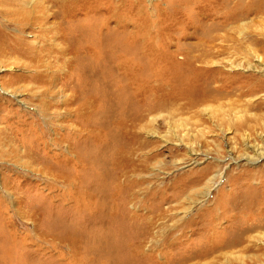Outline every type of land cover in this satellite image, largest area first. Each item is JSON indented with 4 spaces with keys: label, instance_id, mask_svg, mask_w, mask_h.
Instances as JSON below:
<instances>
[{
    "label": "rangeland",
    "instance_id": "rangeland-1",
    "mask_svg": "<svg viewBox=\"0 0 264 264\" xmlns=\"http://www.w3.org/2000/svg\"><path fill=\"white\" fill-rule=\"evenodd\" d=\"M61 1L52 9L66 10L64 20L48 23L72 37L62 44L69 64L51 53L56 72L36 83L29 59L0 56V264H264V155L254 153L264 149V118L220 122L208 104H162L190 89L179 65L162 89L164 71L187 61L185 44L248 0ZM258 20L263 13L236 24L262 30ZM37 30L7 29L35 47ZM231 75L230 87L256 90L242 99L263 102L240 108L264 114V75Z\"/></svg>",
    "mask_w": 264,
    "mask_h": 264
},
{
    "label": "bare ground",
    "instance_id": "bare-ground-1",
    "mask_svg": "<svg viewBox=\"0 0 264 264\" xmlns=\"http://www.w3.org/2000/svg\"><path fill=\"white\" fill-rule=\"evenodd\" d=\"M47 1L48 3L50 2V4L45 5L38 10L34 9L35 7H28L27 0H0V14L4 20L0 21V56L9 55L13 57L14 62L17 61V55H21L29 59V62H26L28 66L25 68L31 72V78L35 80L36 83L45 82L42 80V76H44L43 74L48 75V73H50L49 75H52L56 72V69L52 67L49 62L45 63V57L54 53L57 56V60L62 59L63 64H69L70 61H67V59L64 60L63 58H65V54H69L72 50L71 46H62V44L65 43L66 38H72L64 33L62 27L63 25L61 26L59 24L60 27L58 26V30L55 29L56 31H52L54 25L52 22L48 23V17L58 18L61 21L64 20L66 10L60 9V7L58 10L52 9L53 5L59 6L60 4L61 6L64 1ZM242 3L244 4V7L241 8L239 13L232 12L231 14V12L228 11L225 12L224 15H217L213 20H211V23L206 25L208 31L205 34L206 38L204 40H198L196 43L185 44L187 47V54L185 53L187 61H184V63H178V61L173 62V65H170L169 67L170 71H164L165 77H163L165 78V83H163L162 89H165L168 86L171 79H176L177 75L179 76V71L174 69V67L178 65L182 66L181 69L183 71H187V74L183 75V78H188V80L193 82V84L190 82V85L188 86L190 89L173 94L171 93L172 95L169 97L168 101L165 102L163 99L162 104L166 107H170L171 109L173 108V105L178 104V102L183 99H185V107H195L202 103L205 105L208 104L213 107V115L220 122H226V120L231 117H233V119L240 118L243 122H256L259 118H264V114L252 115L253 117H251V115L247 116L246 112L240 108L241 106H245L247 109L256 108L257 106L260 108L263 105L262 101L257 103H248V101L246 102L245 99H242L243 96L253 94L256 91L255 89L249 87L248 90L245 91L242 90V88L240 89V87H230L227 83H225L228 78L232 77L231 74H234L240 69H253L254 71L256 70L264 75V24L261 21L262 19L257 21L259 25L263 26L262 30L258 27L259 30L251 29L246 31L241 24H236V22L241 19H245L250 14H264V0H248V2H240V4ZM221 6L219 9L215 7V10H212V13H218L222 8ZM26 25H32V27L36 25L38 27L36 35L39 38L37 47L31 46L29 42L22 41L14 34L10 35V32L7 31V29L10 30L11 28L21 30ZM55 28H57V26H55ZM49 32L53 35L52 38L55 41L54 44L47 43L51 39V37L47 36V33ZM2 42H4L3 45ZM257 44L260 45V49H255L254 46ZM260 52L262 54H260ZM247 54L253 57L251 58L252 60H250ZM238 58L242 59L239 61ZM253 61L255 62L252 63ZM195 62L198 63V65H196L197 67H194ZM192 64L193 67L191 66ZM214 77H217L218 84L212 87L210 86L212 82H216V78L214 79ZM14 78L19 77L16 76ZM252 78L258 77L253 75L248 77V79L253 80ZM258 79H260V77ZM198 80L200 83H198ZM198 84L202 86V89L197 90V88H199ZM261 90L263 91V88ZM3 91L5 90L3 89ZM42 95L43 93L40 92L39 95H37V99L42 97ZM234 97L235 99H233ZM223 99L229 100H227L229 104L228 106L226 105V109L223 107L226 103L220 102ZM39 103L40 106L45 107V104H43L42 101L39 100ZM45 109L47 108L45 107ZM172 110H175V108ZM241 111L244 113H240ZM239 115L241 116L239 117ZM73 134L75 133L73 132ZM73 150L75 151L74 148ZM88 152L92 154L93 150H89ZM254 153L256 154L255 156L259 158L264 155V149L260 150V148H257ZM193 154L196 153L194 152ZM92 155L93 157H90L91 160L95 158V154ZM252 155L254 154L252 153ZM255 156L246 157V159L249 162H254L256 161ZM76 157L78 166L80 167L84 161L79 154H77ZM194 162H196V160H194ZM113 163L116 164V162H114V158ZM129 166L130 159L127 157L126 161L121 164V167L126 168ZM125 172L126 171H124V173ZM216 177L217 174H212L207 178L205 184L202 186V191H200V197H206L208 195ZM259 227H264V223L260 224ZM219 245H221V243Z\"/></svg>",
    "mask_w": 264,
    "mask_h": 264
}]
</instances>
